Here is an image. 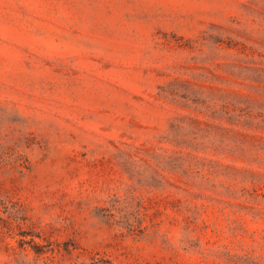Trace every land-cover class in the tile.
<instances>
[{
  "label": "rangeland",
  "instance_id": "obj_1",
  "mask_svg": "<svg viewBox=\"0 0 264 264\" xmlns=\"http://www.w3.org/2000/svg\"><path fill=\"white\" fill-rule=\"evenodd\" d=\"M0 264H264V0H0Z\"/></svg>",
  "mask_w": 264,
  "mask_h": 264
}]
</instances>
